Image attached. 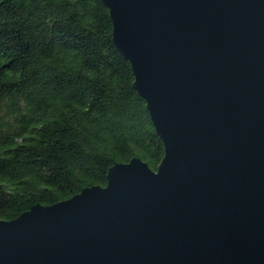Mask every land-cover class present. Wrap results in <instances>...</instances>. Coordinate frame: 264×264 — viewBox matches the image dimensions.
<instances>
[{"label": "water", "instance_id": "obj_1", "mask_svg": "<svg viewBox=\"0 0 264 264\" xmlns=\"http://www.w3.org/2000/svg\"><path fill=\"white\" fill-rule=\"evenodd\" d=\"M164 156L0 221V264H264V0H101Z\"/></svg>", "mask_w": 264, "mask_h": 264}, {"label": "trees", "instance_id": "obj_2", "mask_svg": "<svg viewBox=\"0 0 264 264\" xmlns=\"http://www.w3.org/2000/svg\"><path fill=\"white\" fill-rule=\"evenodd\" d=\"M101 0H0V221L106 185L164 146Z\"/></svg>", "mask_w": 264, "mask_h": 264}]
</instances>
